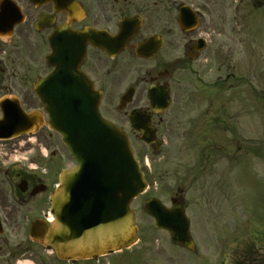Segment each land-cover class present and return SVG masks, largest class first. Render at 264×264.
I'll use <instances>...</instances> for the list:
<instances>
[{
    "label": "flooded vegetation",
    "instance_id": "af4514ba",
    "mask_svg": "<svg viewBox=\"0 0 264 264\" xmlns=\"http://www.w3.org/2000/svg\"><path fill=\"white\" fill-rule=\"evenodd\" d=\"M255 9L263 10L264 0H0V35L11 33L10 38L0 37V93L18 97L27 111L42 112L35 86L54 70L49 62L54 48L64 59L80 61V71L102 94V115L125 131L132 145L137 141L153 153L136 152L150 184L138 199L144 202L143 209L151 199L161 198L173 215L188 218L191 232L194 221L204 226L198 237L190 232L193 249L174 244L170 231L158 230L168 241L156 238L157 249L166 248L172 262L174 249H178L189 254V259L196 257L197 264H222L216 260L220 236L205 229L217 225L221 218L220 201L216 199L221 195L222 182H227L223 175L229 178L240 171L250 173L252 156L260 155L264 146V139L252 136L251 89L246 92L245 108L222 101V26L228 17H253ZM192 71L202 84L200 106L196 107L197 116L184 123L181 114L191 107L184 103L189 101L187 93L192 96L186 90ZM231 77L237 79L231 73L225 81ZM247 84L251 85V80ZM234 87L230 84L225 92ZM44 117V124L31 135L38 146H48L50 152L46 158H35L38 170L0 161L5 177L0 179V255L8 264L25 249V242L13 245L9 235L21 225L15 218L16 209L24 211L23 224L31 226L43 219L60 172L69 165L60 136L48 128V116ZM133 123L149 129L151 144L142 140ZM175 144L187 148L188 159L184 169H179L184 180L169 188L167 202L155 194L165 174L159 162L162 149ZM192 152L198 157L196 164L189 160ZM223 164L228 166L226 171ZM192 175L206 177L199 189L204 198L198 203V213L193 212L196 203L190 201L198 180H192ZM156 177L160 184L152 180ZM212 196L215 203L211 206ZM142 242L140 238L139 244ZM213 251L214 259L199 258ZM253 263L249 260L248 264ZM258 263L264 264V260Z\"/></svg>",
    "mask_w": 264,
    "mask_h": 264
},
{
    "label": "water",
    "instance_id": "95a60500",
    "mask_svg": "<svg viewBox=\"0 0 264 264\" xmlns=\"http://www.w3.org/2000/svg\"><path fill=\"white\" fill-rule=\"evenodd\" d=\"M39 87L50 127L63 135L78 167L62 174L61 188L51 197L54 226L35 222L32 236L65 260L96 259L131 248L138 240L131 204L147 185L127 136L102 118L101 97L80 71L61 66ZM0 106V138L18 135L30 116L14 100L5 99ZM159 213V227L186 244L188 223H172L167 211Z\"/></svg>",
    "mask_w": 264,
    "mask_h": 264
},
{
    "label": "rangeland",
    "instance_id": "374dc122",
    "mask_svg": "<svg viewBox=\"0 0 264 264\" xmlns=\"http://www.w3.org/2000/svg\"><path fill=\"white\" fill-rule=\"evenodd\" d=\"M264 15H256L254 20H256L252 24L253 34L250 33L247 29L248 23L247 19L242 20L239 18L237 21L239 24H243L245 27L242 30H239L238 27L234 28V19L232 17L226 18L224 21V26H222V50H223V68H222V76L225 80L227 73L237 74V79L234 81H230L229 84H234L235 88L232 89L229 93H223L224 98H222L223 102H229L227 105H232V107L237 108H245L244 105L246 102V92L251 89V105L255 107L253 118H251V122L253 125V135L255 139H264ZM12 49V47H10ZM197 68V67H196ZM215 70V67H213ZM194 72L189 75L190 79L187 82L186 90L192 93V96H187L189 101L184 104L191 107L183 112L181 116L183 117V122L186 123L189 117H195L194 115L197 110L196 107L200 106V100L198 98L199 90L202 89V84L196 79L198 74L193 76ZM212 77H210L211 79ZM213 79V78H212ZM248 80H251V85L246 84ZM222 94V95H223ZM228 95V96H226ZM5 96L3 93H0V99ZM243 101H242V100ZM188 100V99H187ZM231 102V104H230ZM1 115V111H0ZM246 112H244V116L246 117ZM241 116V115H240ZM244 122H247L244 121ZM22 141L26 142V139L23 138ZM257 140L255 141V145H257ZM17 143V142H16ZM12 145H5L0 143V147L4 146L2 150V156H0V161H10V155L13 152V143ZM135 152L144 153L147 151L149 154H153L148 147H145L143 144L135 141L134 143ZM53 147V146H51ZM17 148V147H16ZM30 148H35V153L31 156L30 154H24L26 151H29ZM41 148H48V146L42 145L41 147L38 145L29 146L26 144L23 149H21L20 154L23 157L30 158V163L35 162L32 157L41 154ZM61 148L63 146L61 145ZM191 147L190 149H192ZM10 149V150H9ZM182 144L180 145H167L165 146L161 153V158L159 163L160 167L163 168L164 181L160 184L159 177L152 178L153 181H156L160 184L159 193H155L158 196H162L165 201L168 202L170 193L169 188L174 185L177 181L184 180L183 173L180 172L179 169H184L185 161L188 157L185 155L184 150H186ZM193 150V149H192ZM66 152V151H65ZM188 152V151H187ZM7 153V155H6ZM5 154V156H4ZM253 155L254 162L252 161L250 164V168L252 171L250 173H244L240 171L237 175L233 177L227 178L224 174L223 177L227 179V182L223 184L222 182V190L221 195L216 199L220 201L221 205V218L218 221V224L213 223L209 225V228L205 229L206 231H210L214 233L217 231L219 236H222L223 243L227 246L225 249V253H227V257L229 258V263L232 264H248L249 260L254 261L253 264H259L258 262H262L264 260V146H262V150L260 155L258 153H254ZM263 155V156H262ZM164 156V157H163ZM197 155H192L189 160H191V164L197 163ZM71 164L73 162L70 161ZM224 164H226L224 160ZM223 164V170L226 171L228 166ZM21 165L27 167L28 162L23 160ZM155 167V166H153ZM226 167V168H225ZM156 168V167H155ZM179 171V174H177ZM223 171V172H224ZM222 177V178H223ZM5 178L4 172H0V179ZM194 184V189L192 190L193 195L190 196V201L193 204L196 203V207L193 208V212L198 213L199 202H202L203 195L199 190L203 184V180L205 178H200L196 176H191V179H197ZM222 180V179H221ZM206 181V180H205ZM226 187V188H225ZM195 192V193H194ZM142 201H137L133 209L137 214V225L140 228V238L143 239L141 244H138L132 250L128 252H124L122 254L105 258L101 260L100 264H197L198 259L193 257L189 259V254H186L184 251L174 249V262L166 255V248L164 251L159 247L157 249L156 242L154 241L156 238L163 240V243H166L168 239H166V234L164 232H158V230L154 226V220L151 219L148 214L143 210ZM209 205H213L215 203V199L212 198L209 200ZM48 208V206H46ZM26 210V209H25ZM48 211V209L46 210ZM24 211L17 210L15 212V218L20 221V226L15 232L12 230L9 232L10 239L13 245L17 243L25 242V249H20L17 257L14 261L10 262L11 264H16V261L20 259H28L32 258L34 260H28L30 264H65L57 260L56 255L52 254V252H47L43 247L38 246L39 244L33 243L28 236V224H23ZM251 219L249 225H245L244 223L248 222ZM253 221V223H252ZM195 222L194 229H192V234L194 237H198V235H202L203 232L200 230L203 225H199L197 221ZM202 229V228H201ZM205 231V232H206ZM238 237L239 240L237 242L232 241L234 237ZM229 240V241H228ZM27 248L32 251H29L27 254ZM162 250L159 251V250ZM171 254V249L168 250V255ZM214 251L200 254V257L207 258H215ZM241 255V256H240ZM2 256L0 255V264H8L7 262H1ZM227 258V259H228ZM170 259V260H169ZM201 259V258H200ZM218 259V255L216 256V260ZM240 262V263H239ZM77 264V263H76ZM79 264H94L88 262H81Z\"/></svg>",
    "mask_w": 264,
    "mask_h": 264
},
{
    "label": "bare ground",
    "instance_id": "6f19581e",
    "mask_svg": "<svg viewBox=\"0 0 264 264\" xmlns=\"http://www.w3.org/2000/svg\"><path fill=\"white\" fill-rule=\"evenodd\" d=\"M19 264H30L29 262H19Z\"/></svg>",
    "mask_w": 264,
    "mask_h": 264
}]
</instances>
